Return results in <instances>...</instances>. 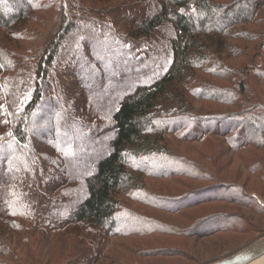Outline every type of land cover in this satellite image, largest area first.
Returning <instances> with one entry per match:
<instances>
[{
    "label": "trees",
    "instance_id": "obj_1",
    "mask_svg": "<svg viewBox=\"0 0 264 264\" xmlns=\"http://www.w3.org/2000/svg\"><path fill=\"white\" fill-rule=\"evenodd\" d=\"M56 14L55 38L43 51L29 50L31 29ZM161 29L170 35L158 42ZM129 54L141 64L165 61L149 80L136 74L141 80L109 112L100 99L91 103L107 84L115 91L114 77L125 80ZM262 54L264 0H0V264H40L36 251L64 244L68 256L59 264H95L111 238L233 228L219 222L225 215L199 208L226 201L220 192L238 181L241 194L264 193ZM195 100L228 109L205 112ZM45 122L53 130L32 128ZM77 137L81 145L108 139L84 177L71 169ZM189 181L211 184L197 190ZM240 221L238 233L255 230L252 218ZM10 235L18 247L6 243Z\"/></svg>",
    "mask_w": 264,
    "mask_h": 264
},
{
    "label": "rangeland",
    "instance_id": "obj_2",
    "mask_svg": "<svg viewBox=\"0 0 264 264\" xmlns=\"http://www.w3.org/2000/svg\"><path fill=\"white\" fill-rule=\"evenodd\" d=\"M148 11L157 10L154 9L151 5L146 7ZM60 16L59 14L46 16L45 19L41 21L39 25H36V28L31 29L28 40L25 42L26 47L33 52H40L45 49V47L53 40L57 34V31L60 26ZM166 30L161 29L159 32L155 34L156 40L159 42L160 40H167L170 34L165 32ZM116 49V48H115ZM103 51V46L100 47L99 51ZM97 52V53H98ZM118 54H121L119 50H115L113 56L115 59H118ZM263 55V54H262ZM99 58L102 56L100 53L97 54ZM264 57V55L262 56ZM259 63L262 64V58ZM123 60H125V65L127 67L128 73L125 80H121L120 76L114 77V89L115 91H111L108 88L104 89V93L97 95V97L91 96V103H93L94 99H100L103 104H106V110L109 112L112 107L115 106L119 95L124 94V92H128L133 88L135 84L139 82L141 79H135V75L140 72H145L142 81L149 80L160 72L161 64L165 60L151 59L147 58L145 63H140L139 60L135 58H131L130 54L124 56ZM116 63L119 61H115ZM110 63L104 64L105 71L111 70L109 67ZM97 75H92L86 77V82H94V79ZM92 80V81H91ZM121 86V87H120ZM95 95V96H96ZM194 106L199 110H203L205 112H221V110L226 111L228 108L223 105H217L215 102H206V101H194ZM34 130H37L38 133H41L44 129L53 130L47 123L41 125L32 126ZM52 132V131H51ZM79 142L78 148L75 149V156L78 157L76 159L77 162L72 163L71 169H74V172L80 174L81 176H86L89 169L92 167V159L93 155H97L98 152H103L107 149L108 139L103 138L101 141H97L95 145L86 143L81 145L80 142L82 138H76ZM85 146V147H84ZM201 147L200 150L209 151L207 148L199 144ZM184 151L188 153L197 155L194 150V146L184 145ZM92 157L90 158V156ZM74 156V155H73ZM156 183L157 186L170 184L167 181H159L153 182ZM191 182V181H189ZM211 183L202 182V181H192L191 186L197 190L204 189L209 186ZM238 188H225L220 193H225L227 195V200L223 202H206L201 208H199L200 213L213 212L225 215V217L221 218L219 222H233V228H226L227 231H216L211 236H175V235H155L149 238H126V237H117L110 239V246L107 247L106 252L104 253V257L98 260L95 264H209L225 257L232 256L233 254L239 252L244 247L248 246L252 242L264 236V220H262L258 214L257 209L263 208L262 204H264V193L263 194H254L251 196L244 195L239 193V187H242L241 182H236ZM240 187V188H241ZM250 189V188H249ZM182 192H185L187 189H180ZM253 190V189H251ZM172 192H168L169 194L177 195L180 193H176L175 190H171ZM255 191V190H253ZM257 192V191H256ZM240 200H243L240 202ZM238 203H237V202ZM252 206V207H251ZM134 207L143 213H150L154 216H163L169 221H178L177 216L168 212H163L160 210H156L153 208H149L148 206H142L139 204H135ZM124 214V213H123ZM125 215V214H124ZM248 217V221L250 218L256 222L255 230L248 233H238L236 228L239 225L243 226L241 223V219ZM176 224H181L179 222H175ZM211 226H206V228H216V222L212 223ZM11 237L14 236H6V243L11 246H17V241L12 240ZM15 238V237H14ZM134 240V241H133ZM67 244H64V248L61 251H55V247L53 246L51 249L54 251L51 253L49 251L38 250V256L41 259L40 264H59L58 262H63L68 253H65L67 249ZM74 248H72L73 250ZM30 250H35L33 246H30L25 252L20 249V252L25 253V258L30 253ZM79 248H75L77 252ZM41 251V253L39 252ZM56 257H53L55 256ZM56 258V260L54 259ZM53 261V262H52ZM29 262H31L29 260Z\"/></svg>",
    "mask_w": 264,
    "mask_h": 264
},
{
    "label": "water",
    "instance_id": "obj_3",
    "mask_svg": "<svg viewBox=\"0 0 264 264\" xmlns=\"http://www.w3.org/2000/svg\"><path fill=\"white\" fill-rule=\"evenodd\" d=\"M264 256V236L252 242L232 256L209 264H250Z\"/></svg>",
    "mask_w": 264,
    "mask_h": 264
},
{
    "label": "bare ground",
    "instance_id": "obj_4",
    "mask_svg": "<svg viewBox=\"0 0 264 264\" xmlns=\"http://www.w3.org/2000/svg\"><path fill=\"white\" fill-rule=\"evenodd\" d=\"M250 264H264V256Z\"/></svg>",
    "mask_w": 264,
    "mask_h": 264
},
{
    "label": "snow or ice",
    "instance_id": "obj_5",
    "mask_svg": "<svg viewBox=\"0 0 264 264\" xmlns=\"http://www.w3.org/2000/svg\"><path fill=\"white\" fill-rule=\"evenodd\" d=\"M181 11H183V10H181ZM193 11H195V10H193ZM128 47H131V45H128ZM4 108V106L3 105H0V109H3ZM9 135H10V133H9ZM64 155H69V153L68 152H64L63 153Z\"/></svg>",
    "mask_w": 264,
    "mask_h": 264
}]
</instances>
